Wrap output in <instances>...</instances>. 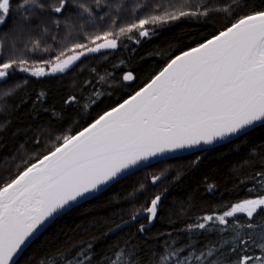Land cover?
Returning a JSON list of instances; mask_svg holds the SVG:
<instances>
[{
    "label": "snow or ice",
    "instance_id": "obj_1",
    "mask_svg": "<svg viewBox=\"0 0 264 264\" xmlns=\"http://www.w3.org/2000/svg\"><path fill=\"white\" fill-rule=\"evenodd\" d=\"M212 10L210 0H0V27L16 17L4 33L12 37L7 52L0 39V159L16 160L24 148L20 143L14 153L5 152L2 137L9 129L17 137L32 128L13 123V111L28 102L27 93H20L28 77L68 74L90 54L106 59L105 50L127 47L126 41L139 44L183 18L207 20ZM125 12L131 22L122 20ZM224 18L219 29L178 53L171 48L175 40L161 45L159 70L76 131L73 125L84 119L86 110L91 115L99 106L101 93L113 94L119 65L113 63L107 77L92 67L98 81L86 80L59 108L45 106L47 93L39 92L32 112L38 116L44 111L48 117L37 126L34 144L40 146L41 137L51 143L54 136L55 142L37 157L20 160L23 167L18 164L15 174L0 182V264H20L26 249L62 215L134 175L147 161L220 142L247 146L230 172L233 188L244 186L249 195L188 217L192 194L177 212L187 217L180 228L152 233L169 185L148 196L145 181L137 180L123 195L107 201L129 205L119 209L118 222L93 218L62 230L37 264H264V141L252 140L257 127L264 131V0L259 7L251 6V0H227ZM16 73L26 76L13 80ZM135 79L127 71L120 83L130 87L125 82ZM171 167L151 174V184L178 182L179 171L169 179ZM206 190L215 187L207 185ZM142 195L144 202L137 204ZM169 222L175 220L170 217ZM131 224H136L134 232L105 243L110 234ZM161 236L165 239L154 243Z\"/></svg>",
    "mask_w": 264,
    "mask_h": 264
},
{
    "label": "trees",
    "instance_id": "obj_2",
    "mask_svg": "<svg viewBox=\"0 0 264 264\" xmlns=\"http://www.w3.org/2000/svg\"><path fill=\"white\" fill-rule=\"evenodd\" d=\"M13 2L15 4V0ZM159 2L167 4L169 0H159ZM210 3L213 10L207 20L203 17L199 19L193 17L172 22L171 24L158 28L157 31L159 34L157 36L141 38L139 44H136L134 41H126L127 47H121L117 50H105L109 53L106 59L101 54H90L82 58V63L79 68H75L68 74L62 76H48L39 79L28 77V84L20 90L21 95H24L25 92L27 93L29 97L28 102L22 105L18 111H13V123L14 126L21 128L29 125L32 128L27 133L22 132L17 137H13L11 135L12 129H9L8 133L2 137L3 143L7 145L5 152L14 153L20 143L24 144V148L16 155V160L0 159V182L7 179L9 175L15 174L20 160L37 157L46 148L50 147L51 143L55 142L54 136L51 143L41 137V145L36 146L34 144L35 136L39 135L36 132L37 126L46 121L48 117V113L44 111H40L38 116L32 112V102L40 91L47 93V98L44 101L45 106L55 105L59 108L63 99L69 93L80 90L81 85L86 80L93 79L96 82L99 79V75H105L107 77L112 70V64H118L119 67L115 70L113 77L115 82L111 84L113 94L104 95L102 92L103 99L99 106L92 108L91 115H88L86 110L84 119L74 124L72 131L86 126L85 120L90 121L99 112L111 106L117 100L127 98L129 94L138 90L155 71L159 70L162 65L159 56L161 45H164L169 40H175L171 48L174 52L178 53L181 49H185L190 44L194 45L196 41L224 25L226 22L224 18V7L227 4V0H210ZM259 5L260 0H251V6L259 7ZM15 19L16 17L13 16L8 23L0 27V39H4L5 41L6 52L12 37H5L4 33L8 32ZM122 20L131 22V14L125 12ZM133 48L135 49L134 55L130 54V50ZM165 51L168 50L165 49ZM29 55L31 54L29 53ZM92 67L99 69V75L92 73ZM127 71H132L136 77L134 81L125 82L126 84H130V87H124L120 83L122 74ZM25 76L26 74L16 73L12 79H22ZM103 87L106 89L108 85H104ZM89 94L90 92H82L84 96ZM19 99L20 96L15 97L12 103H17ZM252 140L256 143L264 141V131L257 128L252 134ZM237 147H240L239 144L223 145L208 152H198L184 157L162 161L121 180L99 196L80 204L70 213L62 215L52 227L26 249L20 259V264H37V261L50 250L54 236L62 234V230L68 231L69 229H76L80 225L87 224L93 218L110 217L118 222L120 219L119 209H127L129 205L126 203L107 204V201L123 195L137 180L145 181L148 187V196H151L154 191H160L165 185H169L168 190L163 195V208L160 217L150 227L152 233L180 228L186 222L187 217L178 216L177 212L181 207V202L187 201L192 194H194V199H192L193 206L188 211V217L203 214L213 208H221L225 203L235 202L238 198L249 195L244 190V186L238 189L233 188V178L230 169L248 150L247 146L240 147V151L230 150L231 148ZM197 159L200 162L195 164L194 162ZM19 166L23 167L22 164H19ZM165 166H172L169 172V179L175 175L176 171H179L181 173L180 180L171 184L166 180L163 183L158 182L157 186H153L151 184V174H159ZM207 185H213L215 191H207ZM144 200L145 196H140L137 204H142ZM126 217L127 212H125ZM170 217L172 220H175V223L169 222ZM108 226L110 225H103L105 228ZM135 228L136 224L124 226L110 234L105 243H111L129 232H134ZM163 239L165 237L161 236L154 243L158 245Z\"/></svg>",
    "mask_w": 264,
    "mask_h": 264
},
{
    "label": "water",
    "instance_id": "obj_3",
    "mask_svg": "<svg viewBox=\"0 0 264 264\" xmlns=\"http://www.w3.org/2000/svg\"><path fill=\"white\" fill-rule=\"evenodd\" d=\"M223 145H226V144L224 142H220L219 144H215V145H211V146H209V145H201L199 148L184 149V150H180V151H177V152L168 153L165 157L154 158V159H151V160L147 161L146 164L145 165H142L139 168V170H136L135 171V173L138 172V171H140V170H142V169H144V168H146V167H149L151 165H154V164L159 163V162H162V161H166V160H170V159H176V158L184 157V156L191 155V154L198 153V152H208V151H211V150H213L215 148L221 147ZM111 186H109L102 193H104L105 191H107ZM102 193L96 194L95 197L99 196ZM95 197H89L86 200H81L79 202V205L82 204V203H84V202H86V201H89V200H91V199H93Z\"/></svg>",
    "mask_w": 264,
    "mask_h": 264
}]
</instances>
